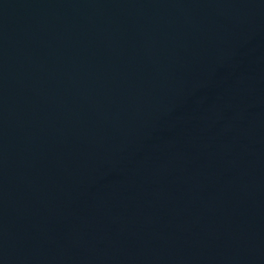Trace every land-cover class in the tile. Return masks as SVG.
<instances>
[{"label":"water","instance_id":"1","mask_svg":"<svg viewBox=\"0 0 264 264\" xmlns=\"http://www.w3.org/2000/svg\"><path fill=\"white\" fill-rule=\"evenodd\" d=\"M0 264H264V0H0Z\"/></svg>","mask_w":264,"mask_h":264}]
</instances>
